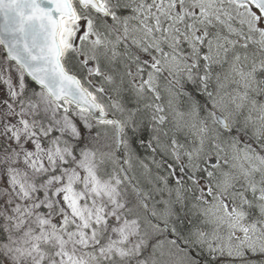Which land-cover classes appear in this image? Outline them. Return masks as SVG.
I'll return each mask as SVG.
<instances>
[{"label":"snow or ice","instance_id":"1","mask_svg":"<svg viewBox=\"0 0 264 264\" xmlns=\"http://www.w3.org/2000/svg\"><path fill=\"white\" fill-rule=\"evenodd\" d=\"M0 264H264V0H0Z\"/></svg>","mask_w":264,"mask_h":264}]
</instances>
